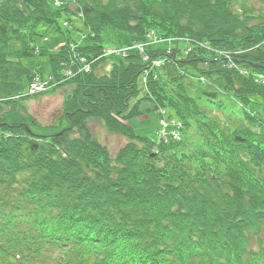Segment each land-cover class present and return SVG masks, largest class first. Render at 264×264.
<instances>
[{"label":"trees","instance_id":"16d2710c","mask_svg":"<svg viewBox=\"0 0 264 264\" xmlns=\"http://www.w3.org/2000/svg\"><path fill=\"white\" fill-rule=\"evenodd\" d=\"M61 2L0 0V264H264V0ZM42 22L64 35L55 51L34 45ZM119 32L174 44L147 47L151 68L138 50L105 54ZM36 55L57 85L24 95ZM79 56L98 59L78 72ZM57 91L67 126L7 120ZM159 108L179 139L129 123ZM91 119L125 137L115 154Z\"/></svg>","mask_w":264,"mask_h":264},{"label":"rangeland","instance_id":"374dc122","mask_svg":"<svg viewBox=\"0 0 264 264\" xmlns=\"http://www.w3.org/2000/svg\"><path fill=\"white\" fill-rule=\"evenodd\" d=\"M60 25L65 29L64 20H60ZM37 35H35L34 45L44 46L50 50H57L64 42V35L57 30L56 25H49L47 23H40L35 29ZM75 38H80V36L73 33ZM117 37L121 39L122 46H128L133 43L135 38L129 33L119 32ZM153 38V37H152ZM139 40V39H137ZM153 41V39H152ZM161 44H164L163 42ZM77 45V44H75ZM110 48V47H109ZM82 59H78V63ZM23 64L28 67L33 72H39L45 79H49L51 75L50 63L47 56L36 55L33 57H27L22 59ZM109 64L104 63L98 67V72H103V70L108 69ZM83 71L88 72L87 66L83 68ZM90 71V68H89ZM145 73L140 78L139 84L142 88V92H145ZM52 86V85H50ZM71 88V87H66ZM25 92L28 93V87H25ZM39 96V95H38ZM64 91H57L53 94H43L36 98H23L16 103V107L12 110H8L6 113V118L10 123H20V122H30V114L34 115L37 120L41 123L47 125L51 122L57 120V117L61 114V106L64 100ZM137 101V98L131 99L130 104ZM25 107V108H24ZM253 107V106H251ZM158 110H162L159 108ZM164 110V109H163ZM166 111V110H164ZM159 112V111H158ZM166 114H168L166 112ZM129 123L134 126L136 131L141 135H147L154 139L160 138V131L162 129L161 116L158 113H150L147 116L136 117L129 120ZM58 126L56 128H49L43 126L33 125L35 129L41 133H46L47 131L52 132L59 128L67 126L66 120H57ZM89 127L91 128L93 134L105 145L108 146L109 150L115 154L118 149L126 142L125 137L110 133L106 130L100 120L91 119L89 121Z\"/></svg>","mask_w":264,"mask_h":264},{"label":"built area","instance_id":"2783aa9c","mask_svg":"<svg viewBox=\"0 0 264 264\" xmlns=\"http://www.w3.org/2000/svg\"><path fill=\"white\" fill-rule=\"evenodd\" d=\"M141 50L143 49V45H139L138 46ZM82 59V63H83V67L85 68L87 66L88 70L90 68V65L87 63L85 58H81ZM47 87V83L46 82H42V81H34L31 84V92H37V91H41L44 90Z\"/></svg>","mask_w":264,"mask_h":264}]
</instances>
